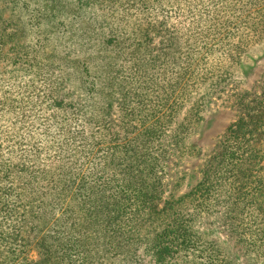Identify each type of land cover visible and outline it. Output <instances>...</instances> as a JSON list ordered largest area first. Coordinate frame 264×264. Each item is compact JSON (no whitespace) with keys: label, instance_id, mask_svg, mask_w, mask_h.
Returning <instances> with one entry per match:
<instances>
[{"label":"rangeland","instance_id":"1","mask_svg":"<svg viewBox=\"0 0 264 264\" xmlns=\"http://www.w3.org/2000/svg\"><path fill=\"white\" fill-rule=\"evenodd\" d=\"M246 93L264 99V0H0V257L14 226L47 235L69 212L92 222L96 264H161L145 244L112 258L96 237L119 230L123 190L155 185L160 209L190 194ZM253 138L263 165L264 124ZM239 181L177 206L191 247L165 264H264V171ZM144 219L115 235L153 240L170 221ZM26 256L40 259L35 244Z\"/></svg>","mask_w":264,"mask_h":264},{"label":"trees","instance_id":"2","mask_svg":"<svg viewBox=\"0 0 264 264\" xmlns=\"http://www.w3.org/2000/svg\"><path fill=\"white\" fill-rule=\"evenodd\" d=\"M254 29L256 30L257 27H254ZM243 44L244 42L241 41L235 46L236 52L242 49ZM16 56H23V54L18 53ZM248 94H243L240 97V105L244 110V115L227 130L226 143L228 144H225V146L222 144L220 157L214 158V161L211 162L210 167L204 173V179L190 194H186L177 201L173 200V198L169 199L160 209V203L158 204L157 202L160 200V191H157L155 185H153L154 191L140 192V197L135 195L136 190L131 193L122 191L125 194L123 203L114 210L113 215L110 217V220L114 219V222L111 223L109 221L113 226L115 224L119 226L118 222H121L119 230L114 229V235L111 236L102 234L100 237H96V239L104 240L105 245L109 246V252H114L118 248L119 253L112 256V258L123 256L125 253L121 249L134 244H145L149 246L153 252V257H156L157 262L161 264L179 258L184 251L190 249L191 244L188 238L189 230L187 223H183L180 219V213L175 212L177 206L183 204L193 194H197L198 198L204 199V201L208 200L212 197L215 187L222 183L227 184L230 181L243 180L241 184H246L245 186L247 187L251 183L249 180L254 168L264 171V164L260 165L261 162L256 161L254 143L257 141L253 138L259 132L260 124H264L262 123L264 122V99L260 100V97H255L250 100V97H248L250 95ZM89 177L90 175L85 180ZM245 178H247L246 181H244ZM237 184L240 185V181ZM251 184L254 185L256 183ZM82 188L80 187L78 189L82 191ZM240 189L242 190L243 187ZM257 189L258 187L255 190ZM133 199H135V202L132 201ZM56 200L57 206L64 207L66 199H64L61 193ZM81 202L89 205V200L86 198L82 199ZM56 208L55 213L57 211ZM40 210L37 211V208L36 210L34 208L32 209L34 219L38 218ZM10 212H13L17 217L20 215L15 206H12ZM148 212L155 213L159 219L167 216L170 220L165 229L156 236L153 235L154 237L151 238H154L153 240H136V238L129 240L115 235L118 231L120 235H125L130 232L141 234L140 230L145 224L140 225V223L145 221L144 216ZM68 213L66 212L67 216H64L65 224L60 227L54 226L50 233L47 235L43 234V236L40 235L42 232L39 233L36 230L38 225L30 229L34 235L32 238L31 236L23 238L20 235H16L18 231L14 229V226L9 231L8 236L2 239L6 245L10 246L8 248L10 258L7 259L4 254L0 257V264H16V261L19 259L21 260L19 264H96L90 257V255H94L93 249H88V240H92L91 237L93 236L92 222L87 218L74 217L73 214L68 215ZM119 219L121 220L117 221ZM11 220L15 221L16 218L15 220ZM94 221L98 220L94 218ZM109 222L105 226L106 228ZM10 226L12 227L11 223ZM33 244H35V248L38 250L40 256V259L36 262L30 261L26 256L29 246ZM124 256L123 259L126 258V255ZM94 257H97V255H94ZM98 264L102 263L98 262Z\"/></svg>","mask_w":264,"mask_h":264}]
</instances>
